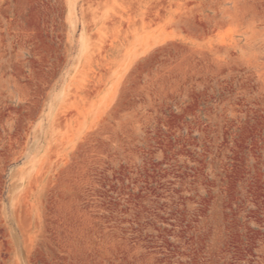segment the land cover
Wrapping results in <instances>:
<instances>
[{"label": "rangeland", "instance_id": "1", "mask_svg": "<svg viewBox=\"0 0 264 264\" xmlns=\"http://www.w3.org/2000/svg\"><path fill=\"white\" fill-rule=\"evenodd\" d=\"M0 264H264V0H0Z\"/></svg>", "mask_w": 264, "mask_h": 264}]
</instances>
